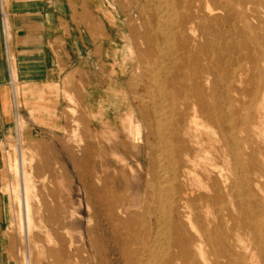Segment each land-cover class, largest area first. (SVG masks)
I'll list each match as a JSON object with an SVG mask.
<instances>
[{
  "label": "bare ground",
  "instance_id": "bare-ground-1",
  "mask_svg": "<svg viewBox=\"0 0 264 264\" xmlns=\"http://www.w3.org/2000/svg\"><path fill=\"white\" fill-rule=\"evenodd\" d=\"M144 3L146 192L139 208L100 201L114 209L105 250L121 264H264V0Z\"/></svg>",
  "mask_w": 264,
  "mask_h": 264
},
{
  "label": "rangeland",
  "instance_id": "rangeland-1",
  "mask_svg": "<svg viewBox=\"0 0 264 264\" xmlns=\"http://www.w3.org/2000/svg\"><path fill=\"white\" fill-rule=\"evenodd\" d=\"M136 2V35L130 37L132 1L99 0V15L109 26L103 53L93 46L100 35L88 33L84 11L74 9L72 21L83 23L87 46L60 60L53 92L42 94L39 118L24 115L20 85L16 75L10 77L16 116L0 134L1 264H121L105 250L113 214L108 204L101 211L100 201L129 198L139 208L146 192L149 127L141 54L147 10L144 0ZM131 114L140 137L128 125ZM24 169L31 219L25 213ZM89 239L104 250L96 254Z\"/></svg>",
  "mask_w": 264,
  "mask_h": 264
},
{
  "label": "crops",
  "instance_id": "crops-1",
  "mask_svg": "<svg viewBox=\"0 0 264 264\" xmlns=\"http://www.w3.org/2000/svg\"><path fill=\"white\" fill-rule=\"evenodd\" d=\"M98 7L99 0H0V134L15 123L10 77L16 75L20 85L24 115L39 118L42 94L53 92L66 52L73 54L86 48L84 29L100 35L93 46L103 53L109 26ZM74 9L79 14L84 11L88 19L84 29L82 22L78 25L72 21ZM132 19L131 9L129 26ZM131 32L130 28L129 35ZM127 122L131 130L136 129L132 114Z\"/></svg>",
  "mask_w": 264,
  "mask_h": 264
}]
</instances>
